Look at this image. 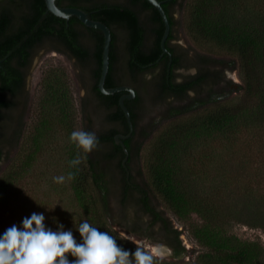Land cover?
Here are the masks:
<instances>
[{"label":"trees","instance_id":"trees-1","mask_svg":"<svg viewBox=\"0 0 264 264\" xmlns=\"http://www.w3.org/2000/svg\"><path fill=\"white\" fill-rule=\"evenodd\" d=\"M64 1L57 0V4L64 7ZM66 1L77 4L82 0ZM166 1L163 8L170 21L172 33L173 28L176 33L178 23L170 12L172 9L178 10L186 0ZM127 2L133 7H143L151 11L150 19L155 21L156 27L150 52L142 50L147 32L135 10L126 5H113L100 0L93 8L95 13L91 17L110 28L124 30L128 35L126 48L134 58L130 65L133 68H142L154 62L160 53L165 25L158 10L147 0ZM235 2L236 0H191L188 5V19L184 27L187 34L197 45H208L216 51L195 53L192 56L187 51L191 64L198 68L195 74L184 76L181 81H177V76L172 75L169 83L165 79L164 83L155 84L152 80L139 79L140 74L146 77L147 70L152 69H129L133 75L130 85L134 87L137 96L136 99L126 101L134 125L132 137L125 141L129 151V178L123 165L126 156L124 149L121 145L117 146L115 141L118 128L114 127L97 135L99 145L90 153H83L77 146L72 148L71 160L77 154L87 156L79 166H70V172L74 173V191L84 215L90 224L101 231L109 232L126 249L134 251L137 246L123 237L115 229L116 225L122 226L126 232L139 239L164 243L172 249L175 259L186 255L187 250L181 240L182 233L175 229L167 213L161 209L163 206L185 223H188L192 213L200 215L204 224L196 228V235L212 247L213 253L208 260L211 264H264L263 245L258 242L243 243L237 237L224 236V226L219 223L218 209H209L205 204H199L194 198L187 196L177 181L180 171L173 161L179 143L186 137L204 132H226L241 117L249 119L250 128L264 125L260 119L264 117V6L261 9L256 8L258 11L247 8L242 23L233 20L230 22L226 15L228 8L235 7ZM78 24L80 22L76 18L68 23L49 12L45 0H0V60L8 56V62L17 57L24 64L28 51L42 44L47 38L65 42L76 55L86 56V51L77 41ZM88 30L93 32V29ZM169 38H172V34ZM103 46L104 36L97 31L96 50L100 59ZM8 71L13 74L12 70ZM226 71H236L241 77L242 83L238 88L245 99L242 105H234L230 95L219 90L222 85H227ZM99 75L100 73L98 77ZM228 84L233 83L229 81ZM123 85L125 84L118 86ZM118 86L109 84L106 87ZM151 89L159 95L155 102L173 101L180 105L169 106L164 118L168 125L157 136L147 165L140 171L139 180H136L131 164L142 153V145L136 143L140 112L144 111L141 92L147 95ZM96 92L99 99L97 106L107 113V122H119L127 135L129 125L119 105V99L124 93L105 95L97 88ZM1 108L0 101V166L10 155L5 149L6 139H3ZM133 140L134 145H131ZM32 156L33 152L29 151L21 164L15 165L12 162L6 173L0 175V203L6 198L24 167L29 166ZM112 199L117 201L116 208ZM259 227L264 230L263 223ZM154 260L155 264H183L155 256Z\"/></svg>","mask_w":264,"mask_h":264},{"label":"rangeland","instance_id":"rangeland-1","mask_svg":"<svg viewBox=\"0 0 264 264\" xmlns=\"http://www.w3.org/2000/svg\"><path fill=\"white\" fill-rule=\"evenodd\" d=\"M103 1L123 3V0ZM190 2L183 1V6L175 11L177 45L180 50L188 51L189 56L216 52L208 45H197L187 34L184 27ZM263 6L264 0H236L235 7L228 8L226 19L242 23L247 8L258 11ZM196 72V69H181L177 78L180 81ZM225 74L227 85H222L219 90L230 95L234 105H242L245 99L238 88L242 83L239 73L226 71ZM120 80L128 81V77L121 73ZM229 81L233 84L229 85ZM92 84L90 72L79 69L73 59L51 51L38 54L28 78L24 105L18 113L11 112V118L2 123L5 149L10 155L0 166V175L6 173L12 162L21 164L29 151L33 156L0 203V232L13 224H20L33 212H42L48 227L56 230L57 223L63 224L79 240L76 228L84 220H89L76 198L73 179H67L71 151L76 146L71 142L70 134L73 130L89 128L100 135L116 127L107 122V113L91 98ZM141 95L144 111L140 112L136 143L142 145V153L131 164L136 180L147 165L157 136L168 125L164 118L169 106L180 105L173 101H168L169 105L155 102L159 95L152 89L150 94L141 92ZM260 119L264 123V117ZM250 125L249 119L241 117L226 132H204L186 137L179 143L173 161L180 171L177 181L187 196L209 209H218L224 236L264 246V230L259 227L264 224V125L252 128ZM59 175L66 177L62 184L53 180ZM112 204L116 208V199H112ZM161 209L167 213L175 229L182 233L181 240L187 250L182 258L175 259L172 249L164 243L139 239L120 225L115 229L135 246H147L146 250L155 257L183 264H211L208 260L213 253L212 247L196 235V228L204 224L200 215L192 213L185 223L167 208L161 206ZM69 259L73 257L69 256Z\"/></svg>","mask_w":264,"mask_h":264},{"label":"flooded vegetation","instance_id":"flooded-vegetation-1","mask_svg":"<svg viewBox=\"0 0 264 264\" xmlns=\"http://www.w3.org/2000/svg\"><path fill=\"white\" fill-rule=\"evenodd\" d=\"M99 1L100 0H82L77 4H73L70 1L65 0L63 6L81 9L87 12L92 20H95L91 16L94 15L95 9L93 8H95V5ZM164 1L165 3L167 2L166 0ZM107 3L113 5H126L128 8H131L138 13L141 24L147 32L145 34L142 50L145 52H150L154 43V30L156 27L155 21H151L150 19L151 11L147 8L144 9L143 7H133L131 6V4H129V2H127V0H123V3ZM139 10L143 11L140 12ZM170 14L175 19V10L173 11L172 9ZM72 18H76L80 22V24L76 26L79 32L77 41L79 42L80 46L86 51V56L81 57L76 55L71 46L66 44L65 42L53 38H47L42 44H39L35 48H32L28 51V55L25 60L26 62H24V64L21 63V60L17 57L10 59L8 62V56L0 60V69L2 70V74H0V101L2 103L1 112L3 114V122L11 118V112L18 113L19 108L24 105L25 99L27 98L28 94V78L32 69H34V61L41 51H51L58 53L59 55H64L67 59H73L76 62L78 68L82 69V71H89L91 78L93 79L90 95L96 103L99 102V99L97 98L98 96L96 88L99 89V81L102 71V59L98 57L96 49L97 31L100 30L85 26L77 17H71L69 20H67V22L69 23ZM88 29H93V32H89ZM111 30L113 39L110 50V70L105 83V87L109 84H113V86H118L119 84L131 86L130 80H132L133 75L129 69H152L147 70L146 77L140 74L139 79H141V81L145 79L152 80L155 84L164 83L165 79H167L169 83L172 75L173 77L174 75L178 77L177 72L181 69H198L191 64L186 51L180 50L181 48L177 45V37L176 33L174 32L175 28H173V33L171 28L170 34H172V38H168L166 42L168 52H164L161 48V51L160 53H158L156 60L154 62H150L145 66H142V68H139L138 66L133 68V66L130 65L131 61L134 58L126 48V41L128 40V35L126 34V32L117 27L111 28ZM8 69L12 70V75L9 74ZM120 69H123V72H121ZM98 73H100L99 77ZM121 73L128 77V81L123 82L120 80ZM177 81H179L178 78ZM88 94L89 93H87V95ZM113 124L116 125L115 128H118V132L115 135L116 141V136L125 135L126 131L119 122ZM125 141L126 140H124V144ZM116 145L122 146V144L117 143V141ZM131 145H134V140L131 141ZM128 171L130 172L129 169Z\"/></svg>","mask_w":264,"mask_h":264},{"label":"clouds","instance_id":"clouds-1","mask_svg":"<svg viewBox=\"0 0 264 264\" xmlns=\"http://www.w3.org/2000/svg\"><path fill=\"white\" fill-rule=\"evenodd\" d=\"M70 140L85 154L99 145L95 132L82 129L73 130ZM86 159V155L77 154L69 163L75 168ZM67 179H74V173L69 172ZM53 180L62 184L66 177L59 175ZM45 221L44 213L33 212L20 224L0 232V264H155L147 246H138L134 251L126 249L109 232L101 231L87 220L76 228L79 240L63 224L57 223L53 230Z\"/></svg>","mask_w":264,"mask_h":264},{"label":"water","instance_id":"water-1","mask_svg":"<svg viewBox=\"0 0 264 264\" xmlns=\"http://www.w3.org/2000/svg\"><path fill=\"white\" fill-rule=\"evenodd\" d=\"M147 1L158 10V12L160 13V16L163 19L165 30H164V33L161 39V48L163 49L164 52H168V49L166 47V42L170 36L171 26H170V21L168 19V16L163 8V3H165V1H161V0H147ZM45 3H46V7L48 11L54 14L56 17H59L65 20H69L71 17H77L85 26L89 28L98 29L104 34V46H103V53H102V71H101V77L99 81V90L105 95H115V94L122 93V92L124 93L119 99V105L126 116L130 130L127 135L116 136V141L117 143H120L123 146V149L126 155L123 160V165L125 169L128 171L127 161L129 159V151L124 144V140L129 139L133 135L134 125L132 122L131 113L128 107L126 106V101L135 99L136 91L132 86H128V85L112 87V88L105 87V83H106L109 70H110V50H111V44H112V39H113L112 30L105 23L92 20L89 17V14L81 9L61 7L57 4V0H45ZM129 175H130V172L128 171V176Z\"/></svg>","mask_w":264,"mask_h":264},{"label":"bare ground","instance_id":"bare-ground-1","mask_svg":"<svg viewBox=\"0 0 264 264\" xmlns=\"http://www.w3.org/2000/svg\"><path fill=\"white\" fill-rule=\"evenodd\" d=\"M167 249V248H166ZM168 250V249H167ZM156 251H158V249H156ZM169 251V250H168Z\"/></svg>","mask_w":264,"mask_h":264}]
</instances>
